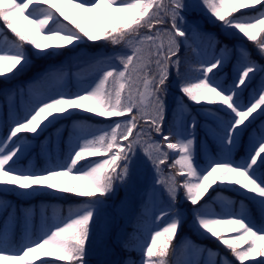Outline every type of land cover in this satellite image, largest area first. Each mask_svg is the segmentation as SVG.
<instances>
[{"label": "snow or ice", "instance_id": "6c2138e0", "mask_svg": "<svg viewBox=\"0 0 264 264\" xmlns=\"http://www.w3.org/2000/svg\"><path fill=\"white\" fill-rule=\"evenodd\" d=\"M196 6L219 21L226 32L254 42L264 58V0H199L198 5L185 0H0V20L14 34V39H9L0 29V77L6 81L28 71L33 58L64 55L63 50L74 51L86 41H104L121 48L117 55L94 58V64L103 67L94 83L81 92L46 87L63 79L62 65H49L31 81L34 102L12 120L7 134L0 138V191L8 187L26 196L62 192L87 199L66 218L42 228L36 239L29 236L18 250H9L5 235L0 239V264H53L45 257L64 264H87L94 221L106 201L131 180L138 150L158 174L154 187L161 185L173 205L182 192L193 206L194 229L215 238L232 257L229 260L218 250L189 246L192 258L176 264H245L250 260L264 264V259H257L264 258V65L241 47L235 76L227 83L220 75L227 62L225 46L221 55L198 59L199 67L182 71L181 45L201 38H207L209 46L217 43L197 25L187 24L184 13ZM242 9L252 11L243 13ZM173 66L180 95L165 129ZM258 75L259 86L248 93ZM6 91L14 99L12 90ZM185 98L198 105V111L210 121L206 139H211L217 150L214 155L209 150L207 160L196 155L198 121ZM79 111L126 119L116 120L91 139L79 137L62 162L52 153L49 138L48 145L41 144L47 156L45 166L20 167L33 141ZM249 129L248 153L236 160L234 149ZM170 159L172 173L161 179V166L168 165ZM209 190L218 197L234 191L243 200L237 207L236 201L220 197L217 209L211 206L215 203L212 196L204 199ZM245 200L259 214V225ZM10 207L0 200V211L7 212ZM165 217H169L167 223L154 228L141 246V264H173L170 258L176 249L172 242L183 219L178 211L162 209L154 214L153 222Z\"/></svg>", "mask_w": 264, "mask_h": 264}, {"label": "rangeland", "instance_id": "374dc122", "mask_svg": "<svg viewBox=\"0 0 264 264\" xmlns=\"http://www.w3.org/2000/svg\"><path fill=\"white\" fill-rule=\"evenodd\" d=\"M185 2L189 5H198L199 0H185ZM251 11V9L241 10L243 13H249ZM234 15H240V13H235ZM184 16L188 25H197L201 33L211 34L216 38L217 43H215L214 46H209L207 38L190 40L187 44L181 45L179 53L181 61L182 58L180 54L183 50L184 53L192 51L195 61L198 59L210 60L214 55H221V50L227 46V62L223 71L220 73L221 77H223L227 83H231L235 76L234 69L241 59L239 51L241 47L245 48L247 52L250 53L252 60L264 65V58L258 54L257 49L253 46L254 42L247 41V38L242 39L241 36L231 32H226L221 28L220 22L206 14L203 8L199 6L189 7L184 13ZM0 29L6 31V27L2 20H0ZM225 38L228 42H226ZM99 45L102 46L99 47ZM189 45H191V47ZM69 48H71V46H69ZM28 51L31 52L30 47ZM63 51L65 53L64 55L47 58L53 59L52 63H49V60H47L43 64L35 65L34 61L36 59L33 58L32 66L29 70L13 80L6 81L0 77V80L6 81V83L0 87V138L7 134L9 124L12 120L16 119L18 115L22 116L26 108L34 102V89L31 81L38 73L43 72L44 69L51 64L62 65L63 67L61 70L65 73L63 79L59 82H50L46 87L69 93L81 92L94 83L99 69L103 67V65L94 64V58L117 55L121 52V48L120 46L106 44L104 41H86L74 51H69L68 49ZM173 59H176V57ZM196 67H199L197 63L195 68ZM181 70H185L183 64H181ZM1 83L2 82H0V84ZM177 84V71L175 66H173L171 69L170 87L168 88L166 96L167 112L165 129H167L169 123L172 121L176 108V99L180 95ZM259 84L260 76L258 75L257 79L248 89V93H250L253 88L258 87ZM73 88H75L74 91L72 90ZM6 90H12L14 99L9 98ZM185 103L189 105L192 115H194L198 121L195 130L196 155L202 161L207 160L209 150H211L213 155L217 150L216 148L214 149L215 145L210 142L211 139H206V128L210 121H206L204 116L198 111V105L189 102L187 98H185ZM124 119H126V117L104 118L86 111H79L73 119L59 122L54 128H50L39 141H33L29 151L21 159L20 167L30 168L35 166L39 168L45 166L47 156L42 153L41 144L48 145L49 138L52 141V153L62 162L67 158L68 152L75 147L79 137L91 139L93 135L100 134V130L107 129L109 125L116 120ZM6 120H8L9 124H6ZM250 132L251 129L241 135L239 143L234 149V159L240 160L247 155ZM244 135L246 136V141L242 143ZM156 139L160 138L156 137ZM240 150H242V153H239ZM103 158L105 157H91L89 159ZM133 159L134 174L131 180L127 185L120 187L121 191L119 193L117 191L111 199L106 201L101 208L99 218L94 221L93 234L88 242L87 264H132V262H134V264H141V246L148 240L154 228L163 226L169 219V217H165L162 221L153 222L154 214H158L162 209L178 211L183 219V223L172 242V247L176 249L175 256L170 258L173 264L192 258L188 252L189 246H199L201 248L218 250L231 260L232 257L215 238L201 235L194 229L193 206L185 201L182 192H178V197L174 205L170 204L167 193L164 191L163 187L159 184H156L154 187V182L158 174L153 169L151 163L145 158L144 153L138 150ZM86 162L87 161H81L80 163ZM170 164L171 159L168 165L161 166V179L167 178L172 173V169L169 167ZM178 179L183 180V177H179ZM69 183L77 182L69 181ZM43 194L50 193H39L26 196L21 195L19 192L11 191L8 187L0 191V200H2L5 205H11L7 212L0 211V239H3L6 235L10 242L16 231L19 232L20 236L17 245L11 250H18L19 246L27 242L29 236H31L32 239H36L42 228L46 225L55 223L60 218H66L70 210L76 209L87 199L78 196L75 198V201H72L70 198H62V192H57L52 194L54 199L49 201L40 200L39 202L36 201L27 205L18 202L19 200L34 199ZM209 196H212L213 201H215L211 206L217 209L220 207V197L236 201L237 207H239V201L243 200V197L234 191L223 192L220 194V197H218L212 190H209L204 199H207ZM63 203L66 204L65 208H67V211L62 209ZM244 203L249 207V203L246 200ZM136 214L145 217V220L139 225H135L133 222ZM36 222L38 223L37 226L35 224ZM25 223H27V232L25 231ZM19 229L21 231H19ZM128 238H130L129 241ZM195 258L206 259L207 257ZM44 259L52 260L53 264H64L62 261L55 260L54 257H45ZM4 264H10V262H4ZM37 264H40V262L37 261ZM233 264H237V262L234 261ZM245 264H256V261L250 260L245 262Z\"/></svg>", "mask_w": 264, "mask_h": 264}, {"label": "trees", "instance_id": "16d2710c", "mask_svg": "<svg viewBox=\"0 0 264 264\" xmlns=\"http://www.w3.org/2000/svg\"><path fill=\"white\" fill-rule=\"evenodd\" d=\"M65 23H67V22L65 21ZM4 26L6 27L5 24H4ZM6 32H7V34H8L9 39H14V34L11 33L10 30H7V29H6ZM99 46H100V45H99ZM185 59L187 60V63H188L189 65L194 64V62H193V57H192L191 54H188V55L185 57ZM47 60H49L48 62H51V59H47V58H46V59H36V60H35V65L43 64V63H45ZM65 196H66V197H74L73 194H69V193L65 194ZM42 197H43V196L40 195V196H38L37 199H40V198H42ZM22 203H26V202H25V201H22ZM250 204H251V203H250ZM250 209H251V211H252V216L255 218L256 223H257V224H260V223H261V221H260V217H259V214L256 212L255 207H254L253 205H251V206H250ZM18 237H19V234L17 233V234L15 235V238H14L13 240H11V245L8 246V247H9V250H10V248H11V246H12L13 244L17 243L16 238H18Z\"/></svg>", "mask_w": 264, "mask_h": 264}, {"label": "bare ground", "instance_id": "6f19581e", "mask_svg": "<svg viewBox=\"0 0 264 264\" xmlns=\"http://www.w3.org/2000/svg\"><path fill=\"white\" fill-rule=\"evenodd\" d=\"M70 182H73V181H70Z\"/></svg>", "mask_w": 264, "mask_h": 264}]
</instances>
